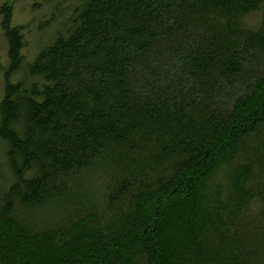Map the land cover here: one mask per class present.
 <instances>
[{"label":"trees","instance_id":"1","mask_svg":"<svg viewBox=\"0 0 264 264\" xmlns=\"http://www.w3.org/2000/svg\"><path fill=\"white\" fill-rule=\"evenodd\" d=\"M33 1L30 57L0 4V264H264V0Z\"/></svg>","mask_w":264,"mask_h":264},{"label":"rangeland","instance_id":"2","mask_svg":"<svg viewBox=\"0 0 264 264\" xmlns=\"http://www.w3.org/2000/svg\"><path fill=\"white\" fill-rule=\"evenodd\" d=\"M6 2V0H0V4ZM60 9L67 8V6H71L69 1L62 0L60 1ZM59 9V10H60ZM14 17H13V24L18 25L20 24H27V35H28V41L26 42V49L25 53L27 57L31 56V53L34 52V50H37L39 46H37L39 41L41 40H47V37L49 36L50 29H41L40 24L43 21H50L51 27H57L59 26V22L63 17V13H60L58 11L53 10L52 8L46 11H41V8L39 9V6L34 5L33 0H16V4L13 10ZM1 18V17H0ZM51 20H50V19ZM43 23L42 26L43 27ZM39 28L41 31H39ZM49 30V31H48ZM40 38V39H39ZM39 40V41H38ZM7 47H6V41L5 37L3 36V30L0 25V97L3 95V68L8 65L9 59H7Z\"/></svg>","mask_w":264,"mask_h":264}]
</instances>
